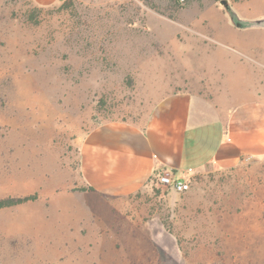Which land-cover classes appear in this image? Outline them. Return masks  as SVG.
<instances>
[{
  "label": "rangeland",
  "instance_id": "obj_1",
  "mask_svg": "<svg viewBox=\"0 0 264 264\" xmlns=\"http://www.w3.org/2000/svg\"><path fill=\"white\" fill-rule=\"evenodd\" d=\"M227 1L224 8L219 0H0V198L37 195L0 210V264H105L75 242L35 249L41 232L59 228L62 208L53 194L69 188L54 181L71 170L78 134L133 116L156 93L149 84L170 82L174 67L194 68V41L210 44L201 56L218 59L228 78L264 87V0ZM246 162L244 174L210 180L264 182V162ZM252 186L238 190L241 231L244 205L251 193L262 195ZM162 193L149 188L123 208L140 216L133 264H254L253 253H264L256 250L264 247V218L238 235L237 250L228 249L231 236L196 234L194 217H181L184 193ZM98 210L115 213L108 223L118 233V211ZM225 222L220 218L218 230L228 231Z\"/></svg>",
  "mask_w": 264,
  "mask_h": 264
},
{
  "label": "crops",
  "instance_id": "obj_2",
  "mask_svg": "<svg viewBox=\"0 0 264 264\" xmlns=\"http://www.w3.org/2000/svg\"><path fill=\"white\" fill-rule=\"evenodd\" d=\"M206 44L210 46L194 41V48L199 49L193 57L194 68L174 67L173 81L149 84L156 93L146 97L133 116L102 121L74 138L73 166L65 177L54 181L69 188L53 194V201L62 208L59 228L55 233L41 232L37 242L41 247L35 249L75 242L71 245L82 247V253H99L105 264H133L140 258L136 252L141 249L131 238L138 233L140 216L139 212L127 215L123 208L136 203V195L149 188L164 192L162 196L178 193L155 183L163 172L189 183L181 217H194L196 234H226L232 245L239 234L253 228V220L264 218V182L210 180L216 174H244L249 159L254 167L264 162V87L252 90L228 78L218 59L201 56ZM259 80L264 81V73ZM252 185L262 195L251 193L254 198L243 207L241 231L234 222L240 218L238 190ZM100 205L118 211V233L108 223L115 213L98 210ZM220 218L227 220L228 231L224 226L218 230ZM82 227L87 231L83 233ZM182 229L191 233V224L185 223ZM228 249L237 250L233 245ZM256 250L264 252V247ZM253 255L254 264H264V253ZM78 257L83 259V255Z\"/></svg>",
  "mask_w": 264,
  "mask_h": 264
},
{
  "label": "built area",
  "instance_id": "obj_3",
  "mask_svg": "<svg viewBox=\"0 0 264 264\" xmlns=\"http://www.w3.org/2000/svg\"><path fill=\"white\" fill-rule=\"evenodd\" d=\"M157 185L159 188L172 189L178 193H184L189 189V183L184 178H175L168 172H163L157 176Z\"/></svg>",
  "mask_w": 264,
  "mask_h": 264
},
{
  "label": "trees",
  "instance_id": "obj_4",
  "mask_svg": "<svg viewBox=\"0 0 264 264\" xmlns=\"http://www.w3.org/2000/svg\"><path fill=\"white\" fill-rule=\"evenodd\" d=\"M235 1H239V0H235ZM175 2L178 3V0H175ZM229 10V9H228ZM82 190H84L83 188H81ZM89 190H92L91 187L88 188ZM37 198V195L34 194H30V195H26L23 197H5V198H0V210L4 209V208H8L14 205H18L21 203H25L27 201H31V200H35Z\"/></svg>",
  "mask_w": 264,
  "mask_h": 264
},
{
  "label": "water",
  "instance_id": "obj_5",
  "mask_svg": "<svg viewBox=\"0 0 264 264\" xmlns=\"http://www.w3.org/2000/svg\"><path fill=\"white\" fill-rule=\"evenodd\" d=\"M219 3L222 4L224 8H227L229 6L227 0H219Z\"/></svg>",
  "mask_w": 264,
  "mask_h": 264
}]
</instances>
